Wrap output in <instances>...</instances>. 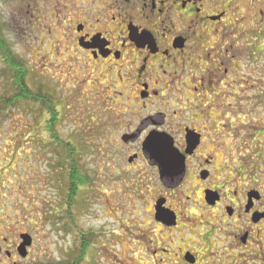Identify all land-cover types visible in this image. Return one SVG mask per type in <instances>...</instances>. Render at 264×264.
I'll use <instances>...</instances> for the list:
<instances>
[{
    "label": "flooded vegetation",
    "instance_id": "obj_1",
    "mask_svg": "<svg viewBox=\"0 0 264 264\" xmlns=\"http://www.w3.org/2000/svg\"><path fill=\"white\" fill-rule=\"evenodd\" d=\"M48 1L52 18L44 22L61 32L53 48L65 44L83 84L106 74L105 103L123 108L109 127L115 152L127 155L121 168L110 156L108 179L128 185L126 199L146 223L124 213L125 194L116 200L111 193L113 210L129 220L111 216L108 263L119 261L108 247L124 237L130 249L149 246L152 264H264V195L248 167L249 153H258L259 122L241 121L245 104L264 100L261 0ZM37 3L30 0L33 11ZM85 234L74 261L84 246H95ZM22 235L31 244L20 252ZM32 244L20 233L12 251L0 246V263L23 264Z\"/></svg>",
    "mask_w": 264,
    "mask_h": 264
},
{
    "label": "rangeland",
    "instance_id": "obj_2",
    "mask_svg": "<svg viewBox=\"0 0 264 264\" xmlns=\"http://www.w3.org/2000/svg\"><path fill=\"white\" fill-rule=\"evenodd\" d=\"M48 2L42 0L41 4L38 0L36 11H33L30 0H0L3 35L12 53L28 71L26 86L43 96L46 94L47 101L53 102L57 113L54 130L61 142L53 141L47 133L45 122L50 121V117L39 104L13 105L0 116V246L5 250L13 248L19 241V234L26 232L31 235L33 244L30 258L23 264H70L75 263V249L85 232V235L91 233L95 246L84 249L81 264H109V257L104 253L107 248L105 235L113 225L111 216L116 214V222L129 220V216L118 213L120 208L117 206L113 210L111 195L116 194V200H119V196L125 194L121 198L124 213L132 211L130 201L126 199L129 198L128 185L108 179L113 166L111 157L115 155L117 167L121 168L120 162L127 155L123 151L115 152L117 136L109 127L113 122L109 119H115L123 108L105 103L108 93L104 87L110 85V80L104 79L106 74L96 85L83 84L84 75L74 74V61L65 59V44L60 42L57 49L53 48L51 43L55 38L60 40L61 32L44 22L45 18H52ZM261 2L264 11V0ZM49 29H52L51 37ZM5 68L0 56V99H10L13 95L11 81L4 74ZM259 84L262 93L264 82ZM248 112L251 115H247ZM248 120L259 122L255 130L259 131L256 138L258 153H249L253 168L250 169V164L248 167L253 172L252 178L259 179L264 195V100L252 108L244 105L241 121ZM63 143L74 147L75 153L67 154ZM70 161L75 162L73 164L87 182L67 206ZM64 208L68 210L67 216L62 212ZM132 212L136 213L137 224L142 227L146 223L143 214L139 216L136 211ZM117 224L116 236H123ZM262 232L260 241L264 247V230ZM130 248L122 237L120 247H108V250L118 256L119 261L115 264H121V261L152 264L148 260L149 246L142 252ZM0 264L10 262L1 260Z\"/></svg>",
    "mask_w": 264,
    "mask_h": 264
},
{
    "label": "trees",
    "instance_id": "obj_3",
    "mask_svg": "<svg viewBox=\"0 0 264 264\" xmlns=\"http://www.w3.org/2000/svg\"><path fill=\"white\" fill-rule=\"evenodd\" d=\"M0 56L4 61L5 70L4 74H6L12 84L13 95L10 99H0V116L3 115V112L10 108L13 105L23 104H39L42 111H46L47 115L50 117V121H46V131L49 134L50 138L53 141L61 143L58 141V137L55 133L54 127L57 121L56 119V110L53 102L44 101L43 95L38 91L34 92L30 88H28L25 84V77L27 74L26 68H24L20 59H18L13 53L12 50L5 39L2 32V25L0 22ZM65 145V149L67 154L73 155L75 152V148L72 147L68 143H63ZM71 160V159H70ZM73 161H70V170L67 176V195H66V203L67 206L70 202L76 197V194L80 187L85 185L87 180L84 177H80L77 173L76 164L74 165ZM66 209V208H65ZM67 210V209H66ZM86 246L83 247L81 253L78 254V257L73 264H80L84 259V254ZM71 264V263H70Z\"/></svg>",
    "mask_w": 264,
    "mask_h": 264
},
{
    "label": "water",
    "instance_id": "obj_4",
    "mask_svg": "<svg viewBox=\"0 0 264 264\" xmlns=\"http://www.w3.org/2000/svg\"><path fill=\"white\" fill-rule=\"evenodd\" d=\"M22 239V244L19 248V251L22 252L25 250L26 247H28L31 244V240L30 237L28 235H22L21 236ZM23 257L25 256L24 253L21 254ZM190 263H193V261H190Z\"/></svg>",
    "mask_w": 264,
    "mask_h": 264
}]
</instances>
